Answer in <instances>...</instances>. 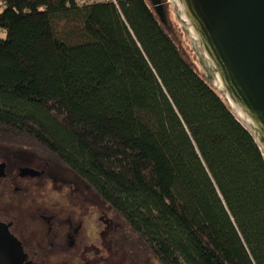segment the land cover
<instances>
[{
    "label": "trees",
    "instance_id": "1",
    "mask_svg": "<svg viewBox=\"0 0 264 264\" xmlns=\"http://www.w3.org/2000/svg\"><path fill=\"white\" fill-rule=\"evenodd\" d=\"M0 145L46 156L151 264H264V155L147 0H0Z\"/></svg>",
    "mask_w": 264,
    "mask_h": 264
},
{
    "label": "water",
    "instance_id": "2",
    "mask_svg": "<svg viewBox=\"0 0 264 264\" xmlns=\"http://www.w3.org/2000/svg\"><path fill=\"white\" fill-rule=\"evenodd\" d=\"M264 155V0H147Z\"/></svg>",
    "mask_w": 264,
    "mask_h": 264
},
{
    "label": "flooded vegetation",
    "instance_id": "3",
    "mask_svg": "<svg viewBox=\"0 0 264 264\" xmlns=\"http://www.w3.org/2000/svg\"><path fill=\"white\" fill-rule=\"evenodd\" d=\"M65 172L38 152L0 145V264H73L84 257L93 264L89 232L101 226L84 223L81 193Z\"/></svg>",
    "mask_w": 264,
    "mask_h": 264
},
{
    "label": "rangeland",
    "instance_id": "4",
    "mask_svg": "<svg viewBox=\"0 0 264 264\" xmlns=\"http://www.w3.org/2000/svg\"><path fill=\"white\" fill-rule=\"evenodd\" d=\"M166 31L177 44L183 57L199 71L182 40L168 30ZM0 36H4V34L0 32ZM65 171L68 179L76 181V186L79 193H81L83 211L85 212L83 217L84 223H98L101 226L100 229L96 227L99 231L93 229L94 232H89L93 240L90 239V244H88L89 248H91L88 253V259L92 260L93 258V264H151L143 247L125 229L121 220L116 215H110L106 209L107 207L86 188V185L76 180L66 169ZM76 183L74 182V184ZM101 223L103 224L101 225ZM70 263L90 264L85 257L83 260L79 259V261L70 260Z\"/></svg>",
    "mask_w": 264,
    "mask_h": 264
},
{
    "label": "built area",
    "instance_id": "5",
    "mask_svg": "<svg viewBox=\"0 0 264 264\" xmlns=\"http://www.w3.org/2000/svg\"><path fill=\"white\" fill-rule=\"evenodd\" d=\"M83 1H85V0H83ZM99 1V0H98ZM102 1V0H101ZM111 1H113V2H115V0H111Z\"/></svg>",
    "mask_w": 264,
    "mask_h": 264
}]
</instances>
